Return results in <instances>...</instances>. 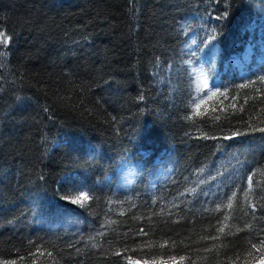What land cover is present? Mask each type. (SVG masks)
<instances>
[{
  "label": "trees",
  "instance_id": "trees-1",
  "mask_svg": "<svg viewBox=\"0 0 264 264\" xmlns=\"http://www.w3.org/2000/svg\"><path fill=\"white\" fill-rule=\"evenodd\" d=\"M261 129L264 0H0V264H264Z\"/></svg>",
  "mask_w": 264,
  "mask_h": 264
},
{
  "label": "clouds",
  "instance_id": "clouds-1",
  "mask_svg": "<svg viewBox=\"0 0 264 264\" xmlns=\"http://www.w3.org/2000/svg\"><path fill=\"white\" fill-rule=\"evenodd\" d=\"M137 179V173L135 165H129L128 167L116 168V180L119 184L125 187H131L135 184Z\"/></svg>",
  "mask_w": 264,
  "mask_h": 264
},
{
  "label": "rangeland",
  "instance_id": "rangeland-1",
  "mask_svg": "<svg viewBox=\"0 0 264 264\" xmlns=\"http://www.w3.org/2000/svg\"><path fill=\"white\" fill-rule=\"evenodd\" d=\"M195 71H196L197 82H199V85L201 88H205L206 81H204L202 73L198 69H195ZM125 167H127V166H125Z\"/></svg>",
  "mask_w": 264,
  "mask_h": 264
},
{
  "label": "snow or ice",
  "instance_id": "snow-or-ice-1",
  "mask_svg": "<svg viewBox=\"0 0 264 264\" xmlns=\"http://www.w3.org/2000/svg\"><path fill=\"white\" fill-rule=\"evenodd\" d=\"M261 131H264V129H261ZM84 199H86V197L84 195H81L80 197H78L76 200H73L72 202L77 203L78 201L84 200Z\"/></svg>",
  "mask_w": 264,
  "mask_h": 264
}]
</instances>
